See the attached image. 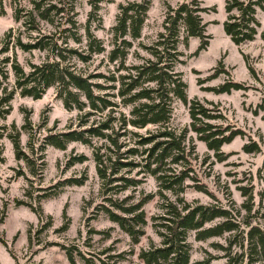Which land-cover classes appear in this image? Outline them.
<instances>
[{
    "label": "trees",
    "instance_id": "obj_1",
    "mask_svg": "<svg viewBox=\"0 0 264 264\" xmlns=\"http://www.w3.org/2000/svg\"><path fill=\"white\" fill-rule=\"evenodd\" d=\"M76 3L77 0H28L29 7H25L21 0H13V19L19 26L17 29L9 27L0 40V118L9 113L10 101L16 93L37 99L49 87L54 88L55 97L66 109L77 111L74 126L57 131L49 129L36 146L27 142L30 150L20 145L18 131L8 133L15 156L23 158L29 170L40 176L45 163L43 150L47 145L65 149L70 141H79L90 146L100 181L101 199L94 208L116 222L133 242H138L144 233L147 223L144 204L153 193H141L137 197L131 193L117 195L135 189L147 174L154 176L158 183L157 193L163 199L160 202L162 212L151 216L159 240L151 241L148 247L138 251L136 264H215L212 259L217 256L212 255L191 260L190 237L206 240L225 233H230L227 244L213 243L228 250L223 255L227 263L264 264V227L252 222L253 214L238 220L231 208L221 202L192 201L184 196L185 189L191 185L211 193L205 183L191 174L196 156L193 145L187 141V132H194L204 141L218 160L227 156L222 145L245 133L228 121L219 107L195 97L188 98L182 72L175 68L183 54L177 48L179 42L187 45L190 37H198L201 40L198 50L206 47L209 36L205 33L201 12L207 7H201L198 0H183L176 8L169 7L163 30L158 32L154 42L150 45L139 43L151 56L142 62L128 64V50L133 41L141 37L150 0L119 4L115 24L110 28L113 47L107 52L109 62L117 61V72H105L89 68L94 55L105 51L102 41L90 28L97 5L94 4L89 12L84 33H81ZM257 8H264V0H225L223 28L234 44L254 40L260 25L256 18ZM3 14L5 9L0 0V15ZM181 29L183 36H180ZM261 38L264 40V33ZM20 52L32 55L36 52L37 56L23 59ZM223 69L217 67L209 77ZM203 79H198V83ZM240 88L242 83L231 79L208 86L215 92ZM173 97L188 104L189 127L179 131L170 125ZM125 106H128L127 111L123 110ZM259 106L264 107V96ZM24 118L22 127L30 132L29 117L25 115ZM0 128L3 129V125ZM242 148L254 152L260 150V145L250 139ZM85 159L84 153L70 155L66 164L70 166ZM85 178L86 175L68 176L37 189L59 188L65 183L80 184ZM188 178L196 181L190 184ZM242 188L246 194L247 187ZM50 191L55 190L38 192L37 196L48 195ZM243 205L251 209L249 202ZM33 208L41 209L39 205ZM88 230L108 233L107 230ZM61 245L72 262L75 255L81 256L85 264H117L119 256L123 257L121 253L104 254L109 246L89 255L77 244ZM234 245L237 249L231 253Z\"/></svg>",
    "mask_w": 264,
    "mask_h": 264
},
{
    "label": "rangeland",
    "instance_id": "obj_2",
    "mask_svg": "<svg viewBox=\"0 0 264 264\" xmlns=\"http://www.w3.org/2000/svg\"><path fill=\"white\" fill-rule=\"evenodd\" d=\"M131 1L140 0H77V19L81 33H84V25L94 4L98 8L96 16L90 21V28L102 41L105 51L95 54L89 64V68L94 71L117 72V61L107 60V52L113 47L110 28L115 24L118 5ZM182 1L150 0L141 37L133 41L126 63H139L151 56L139 43H153L158 32L163 30V20L169 7L176 8ZM198 1L201 7H207L206 11L201 12L202 21L206 24L205 33L209 36L207 45L198 50L201 43L198 37H190L187 45L179 42L177 48L183 54L175 68L182 72L188 98L195 97L210 106L219 107L228 121L242 128L245 133L223 144L222 150L227 152V156L218 160L204 141L198 139L194 132H187V141L193 145L196 156L195 169L191 174L205 183L211 193L191 185L185 189L184 196L192 201L221 202L231 208L238 220H244L253 214L252 222L264 227V107L259 106L264 96V40L261 38L264 33V8H257L256 18L260 25L254 40L236 45L223 28L226 19L225 0ZM21 3L29 7L28 0H21ZM3 5L5 14L0 15V40L9 27L17 29L19 26L13 19V0H3ZM183 34L181 29L180 36ZM36 56V52L34 55L20 52V58L23 59H35ZM217 67L224 69L216 76L209 77ZM200 78L205 79L198 83ZM228 79L241 82L242 88L231 89L229 92L208 89V86L218 85ZM10 104L9 113L0 118V124L3 125V129L0 128V264H85V260L79 255L74 256V262L69 259L61 244L71 243L77 244L89 255L109 246L104 254L123 255L119 256L117 264L138 263V251L148 247L151 241L159 240L151 218L152 215L162 212L160 202L163 199L157 193L158 183L155 177L147 174L135 189L117 195L122 197L131 193L137 197L141 193H153L144 204L147 217L144 233L138 242H133L129 234L116 222L94 208L101 199L100 181L90 146L79 141H70L65 149L47 145L43 150L45 163L40 176L29 170L23 158L15 156L13 142L8 133L18 131L20 145L25 150H30L27 142L31 141L36 146L40 137L49 129L57 131L74 126L77 111L66 109L61 100L55 97L53 87H49L37 99L16 93ZM171 106L170 125L177 131L182 127H189L188 104L173 97ZM123 110L127 111L128 106L123 107ZM25 115L29 117L30 132L22 127ZM250 139L259 143V151L243 150L242 145ZM80 153L86 154L87 159L67 166L69 156ZM18 170H22V173H18ZM79 175H86L83 183H65L59 188H51L55 191H50L52 193L48 195L37 196L38 192L51 190L37 189L38 186L47 187L65 177ZM195 181L194 178L187 179L190 184ZM243 186L247 187L246 194H243ZM167 193L170 198L173 197L171 192ZM244 202L251 204L250 210L245 208ZM33 205H39L40 211L34 209ZM91 214L93 215L90 216ZM242 226H245L244 222ZM89 228L107 230L108 233L89 231ZM229 234L206 240H195L191 236V260L212 255L217 256L212 259L213 263L229 264L226 262L227 257L223 256L228 250L213 243L227 244ZM236 249L234 245L231 253Z\"/></svg>",
    "mask_w": 264,
    "mask_h": 264
}]
</instances>
